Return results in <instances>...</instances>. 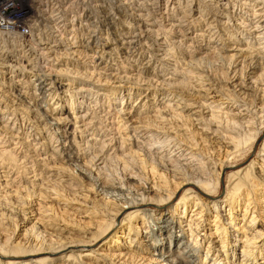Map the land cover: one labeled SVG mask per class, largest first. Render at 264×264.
<instances>
[{
  "label": "rangeland",
  "instance_id": "1",
  "mask_svg": "<svg viewBox=\"0 0 264 264\" xmlns=\"http://www.w3.org/2000/svg\"><path fill=\"white\" fill-rule=\"evenodd\" d=\"M14 1L13 6H15L19 15L12 14L9 19L11 21L18 19L19 21L20 18H25L32 29H30V26L18 28L19 30L12 26H0V60L2 59L0 61V154L2 151L5 154L6 151L12 150L20 159L19 165H28L27 169H29L30 174L25 176L22 170L18 173L16 168H11L7 163L6 168L0 169V209L6 207L13 210V213H9L10 216L5 217L4 220L2 219V223L5 224L8 230L0 232V250L2 252L6 251L5 253L8 254L13 251L10 249L17 242L22 241L24 243L25 239L33 238V236L40 233L42 234L39 239L44 242L43 248L52 251L53 249H50L52 245L53 248H57L67 242L76 244L77 242H83L84 231H94V229H98L96 227L100 223L105 227L109 226L110 220L115 218V212L110 213L112 215L107 212V210L110 211V206L112 209L120 208L114 202L106 199L107 196L97 192L92 185L88 184L85 187L86 183H83L78 176L79 166H75L77 171L74 169L72 172L63 168L60 162L58 164V161L50 160L51 155L54 154L53 151L45 150L46 146L42 145L44 143L47 145L51 141L52 145L55 143L54 148L59 145V143H56L55 130L44 133L45 130L42 128L47 125V122L43 120L41 115L33 112L34 110L30 107V113L27 116V108H24L20 102L16 103L13 97L15 91H12V87L16 89V94H18V90L27 96L32 94L25 81L34 84L35 79L39 76L49 79V82L55 80L54 86L58 89L57 96L55 98L49 97L48 101L43 103L42 106L45 107L44 110L59 108H57V111L60 112L62 120L67 119V121L65 124L53 126L52 128L58 127L60 128L59 133H66L67 141L72 143V148L74 146L73 142H76L75 145L78 144L76 147L83 149L81 152L83 157L79 164L82 168L93 169V174L100 175V183H104L106 187L111 184L131 189L129 191L131 195L126 194L128 200L144 196V191H137L139 185L147 184L145 186L153 187L156 190L150 196L153 203L147 200L145 206L140 208L146 215L144 218L146 226L140 223V227L138 226L140 229L136 231L133 230V226L130 227L129 223L131 221L128 218V214L134 210H127L128 206L126 205L124 206L126 210L119 212L113 230L97 244L74 249L65 254L53 253L51 256L45 254L48 252H44L37 257L35 256V258L30 256H17V258L16 256H13V258H11L12 256H6L3 259L0 257V264H35L34 262L40 257L50 258L41 264H63L65 261L64 256L66 254L67 256L71 255L72 252L75 256H80V261L76 264H157L158 258L156 255L150 254L149 250L147 251L145 248L147 242H144V238L148 236V232L154 227L153 219L156 218L154 222H158L161 214H170L171 216V213L168 212L176 209L179 205L176 216L180 217L179 222H182L181 226L188 239L191 234L188 223L193 219L199 226L203 224V228L207 227V235H214L210 238V241L212 242L211 245L217 248L222 228L213 234L214 228L215 226L220 228L223 225V228L225 226L230 232L229 249L227 250L229 260L230 262L236 260V263L230 264H241L243 260L241 257L242 243L240 241L233 243V241L235 238L240 240L243 237H236L239 230L234 231L230 221H227L230 216L227 218L229 208L225 212V205L222 210L218 209L219 212L221 211L222 219L216 224L214 220L218 214L215 213V205L217 203L219 207H222L223 200L226 199L225 197L231 190L233 181L229 182L228 179L231 174L246 169L252 160L260 161L263 165L264 156L260 152L264 135L256 146L254 145L253 149H249V155L245 159L227 162L226 169L221 173L222 182L220 187L214 192V195L217 196L214 198L215 200L198 193L207 207L206 210H204L205 208L202 210L200 216H197L199 211L194 212L198 208V206H194L195 209H193L194 203L188 207L187 211H184V209L180 211L182 199L184 195L189 193L187 190L190 189V186L184 183L172 196L163 189L159 190L155 185L158 183L157 180L147 173L151 169L147 170L146 173L143 171L142 160L146 158V160L158 164L162 159L165 162L168 161L171 169L175 168L181 173L190 174L191 176L193 170V177H196L193 182L199 183L202 178L203 181L200 182L210 181L211 183L212 181L214 183L212 174L207 173L206 168H198L201 162L206 163L209 160L204 155L200 156L202 153H198L201 142H203V145L200 151H202V147L208 150L213 148L216 149L214 156L218 155L219 152L223 155L225 151L222 148L219 149L218 145L225 146L226 143H232L233 138H239L238 134L231 131H244L245 127H248L247 122L250 117L247 116V111H244L245 108H236L237 105L228 111L227 105L229 102L227 100L215 97L217 95H214L205 87H200L201 85L195 81L191 84V87L194 86L193 91L190 86L183 84L187 70L183 64H187L195 56L202 57L204 55L202 53H206L205 55L210 57L223 51L228 56L241 54L250 58L264 59V39H248L249 36L258 37V35L256 36L249 31L253 26L254 30L257 29V25L254 23L256 20L253 21L255 17L253 15L255 13L264 14V10L257 11L259 8L264 9V4L257 2V0H88V3L87 0ZM102 6L108 8L112 14L111 9H117L121 12V20L118 18L119 16L114 15L115 20L122 23L117 25L118 27L115 28L114 33L103 26L105 18L99 12ZM86 10L92 12L93 19L90 24L86 23L83 18ZM123 15H126V19ZM22 22L24 23V20ZM91 33L94 37L98 36L99 41L85 47L86 42L84 43V40L86 41ZM131 37H135V41L139 43L133 44L132 49L128 50V55L125 50L129 46L127 43L130 42ZM148 37L152 40L155 39L159 44L151 47L152 43ZM260 37H264V31L260 34ZM23 40L26 41L27 45L26 43H20ZM47 44L49 46L46 49ZM207 45H210L208 46L210 50L202 49V46ZM83 48L95 49L97 53L92 51L87 56ZM103 48L107 50L109 55L112 52V58L105 57L106 59L99 60ZM40 49L42 51L37 53ZM136 49L138 52L135 51ZM150 51L154 54L157 53L159 62L156 61V63L153 58H150ZM1 54H6V56L2 58ZM237 57L239 58L238 61L242 58L239 55ZM11 66L16 67V73H13ZM239 68H242V66L240 65ZM188 77L192 78L190 74ZM171 79H173L172 85L176 88V91L171 89L173 86L167 85ZM163 80L165 83H162ZM247 81L252 83L255 88L263 89L264 72L258 71L256 74H251ZM147 85H154L156 88L153 87L148 92L144 91L147 89ZM132 87L136 90H133L132 95H130L129 90ZM152 90L155 92L153 93ZM156 91L158 92L156 93ZM96 92H99V95ZM58 97L64 101L62 107L56 104ZM146 97L148 99L145 101ZM122 99H124L123 104ZM77 100L81 103L79 105L81 108H77V105L71 108L70 103L72 101L77 102ZM127 100L128 106H126ZM145 103L147 107L142 108ZM204 103L205 106L202 105ZM15 109L17 110L16 115L12 113ZM157 112L160 114L158 115ZM226 112L229 113L228 117L231 115L232 119L236 118V122L242 124H238L235 128L227 126L225 122L228 119ZM239 112H242L241 117H233ZM136 114H139L143 119L157 118V120H161L163 116L166 117L162 120H164L167 130H169L167 133L173 136L171 140H176L173 145L168 149V144H166L161 149L168 134H159V132L152 131L147 134L145 132L140 133L138 138V141L147 143V146H152L150 148L151 153L144 148H147L144 144L138 145L137 149L141 148L145 152L136 148L130 149L129 144H133L130 139L134 135L131 129L136 124L135 119L133 120L134 125L130 120ZM211 115L215 117L213 118ZM172 117L176 118L171 120ZM187 118H191L194 122L192 128L188 127ZM20 120L21 122L17 125ZM70 120L71 122H69ZM175 120L176 126L179 125L180 127H173V125L175 126ZM15 122L16 125H14ZM250 123L254 122L250 121ZM143 124L138 122V126H136L141 127ZM49 127L50 125L47 126V128ZM193 128L199 131V135L198 132L196 135L193 134ZM37 129L41 131V134L34 140L35 137L33 136H35ZM75 129L78 132H75ZM93 133L94 135H92ZM159 138L161 139L160 143L154 145L155 141L153 142V140ZM168 139L170 140V138ZM180 139L184 142L181 145L182 150L175 152L176 148H173V146ZM188 142L191 143L188 144ZM198 142H200L199 145ZM214 146H217V148ZM191 148L194 150L192 151ZM57 150L59 153L61 146L57 147ZM137 151L140 153L143 151L141 155L146 153L147 156L138 159L136 156ZM182 153H185L184 156H181ZM175 155L177 156L175 157ZM95 157L97 158L91 162ZM100 158L101 160H99ZM175 159L178 162L174 163ZM62 163H65V161L63 160ZM93 164L95 165L94 168L91 167ZM260 166V164L256 165V173H259ZM126 167L127 169H125ZM156 174L158 175V173ZM184 174H178L175 176L176 178L172 177L169 180L170 182L184 180L186 179L183 176ZM207 177L211 178L208 180ZM260 178L263 180L264 174H257V181L261 182ZM57 190L61 191L65 198L69 200L67 203L63 201L60 203L55 202L56 212L58 210L60 212L58 213L64 217L62 223H60V218L54 217L53 212L44 213L45 208L43 207L46 203H48V206L51 204V200L44 197V194L50 193V191L57 192ZM198 194L195 193L193 196L196 197ZM29 195L33 196V199ZM168 195L170 200L167 198ZM85 196H88V198H85ZM144 197L147 199V195ZM17 198L18 201H16ZM93 200L94 204L99 206L98 209H100L103 216L99 217L97 215L95 218L92 215L89 208L93 207V204H91ZM262 212V219L257 218L256 221L251 223V227L255 229V232L259 230L264 232V227L261 226V223L264 222L263 208L260 210V213ZM237 214L241 219L243 211H238ZM258 214L256 213L255 217ZM207 215L211 216L208 222L206 220ZM252 215L251 212L248 213L245 221H240L238 226L246 229L253 218ZM92 218L93 222L87 224ZM76 219H81V222L78 223ZM52 222L60 224L61 229L56 232L52 230L53 227L50 226ZM42 224H44L46 230H44ZM128 228L133 232L130 236L126 232ZM245 232H247V229ZM120 234L126 236V238H119ZM202 235H204V232ZM231 237L233 238L231 239ZM115 239L119 240L120 243H117ZM132 240H135L133 244H131ZM145 240L147 239L145 238ZM263 240L264 235L257 241L256 246L261 247ZM202 243L204 248L207 249L205 243ZM233 245H236L235 259L231 257L233 250H235ZM118 253H121V255L119 256ZM205 253L201 252L203 264H209V260L205 259ZM220 255H218V258ZM148 259L152 262H149ZM229 260L224 261V257L219 258L220 264H225ZM258 264H264V259L260 260Z\"/></svg>",
  "mask_w": 264,
  "mask_h": 264
},
{
  "label": "bare ground",
  "instance_id": "2",
  "mask_svg": "<svg viewBox=\"0 0 264 264\" xmlns=\"http://www.w3.org/2000/svg\"><path fill=\"white\" fill-rule=\"evenodd\" d=\"M14 2H15L14 0H0V26L1 25L2 26H4V25L5 26H12L17 30H19L20 28H23L25 26L29 27L30 24H28V21L25 18H20L21 20H19V21H18V19L14 20V21H11L9 19V16H11L12 14L13 15L18 14L17 9L15 8V6H13ZM86 2L88 3L89 1L87 0ZM257 2H261L264 4V0H257ZM60 5L61 4L59 3V6ZM86 6H88V5H86ZM99 7H101V6H99ZM111 10L113 11V14L111 13V11L108 8H104V6H102L101 11H99V12H101V14H103L104 18H105L104 19L105 22L103 23V26H106L108 31H111L114 33L116 31L115 28L118 27L117 25L122 24L120 21L115 20L114 15H117V17L119 16L118 18H120L122 16L120 14L121 13L120 10H117V9H115V10L111 9ZM260 10L262 11L264 9L259 8L257 11H260ZM121 11H122V9H121ZM122 12H124V11H122ZM123 16H125L124 19H126V15H123ZM253 16H255L253 21L256 20V22H254V23L257 25V29L254 30V26H253L249 32H253L256 36L258 35V37L254 38L252 36H249L248 39H250V38H252V39H256V38L264 39V37H260V34L263 33V31H264V20H263L264 14L263 13L262 14L255 13ZM83 18L86 21V23L90 24L91 20L93 19L92 12L86 10V13H85ZM96 18H97V16H96ZM23 20H24V23L22 22ZM64 20H65V18H64ZM120 20H121V18H120ZM98 21H96V22H98ZM119 22H120V24H119ZM34 26H35V23H34ZM81 26H82V24H81ZM30 29H32L31 26H30ZM117 32H118V30H117ZM97 37L96 36L94 37L92 33L90 35H88L87 40L86 41L84 40V43L86 42L85 47H88V44H91V43L94 44V42H96V41L98 42L99 40ZM24 39H25V37H24ZM148 39H150V41L152 43L151 47L159 44L158 42L155 41V39L152 40L150 37H148ZM136 42H138V41H135V37H133L130 40V42L128 41L127 44L129 46L125 50L126 54H128V50H131L133 47V44H135ZM20 43L21 44L26 43V41L23 40V42L21 41ZM114 44L116 45L117 43L115 42ZM26 45H27V43H26ZM48 46H49V44H47L46 49L48 48ZM208 46H210V45L202 46V49H205V48L208 49ZM83 50H84V52L87 53V56L92 51L97 53V50L95 51V49L91 50V49L83 48ZM208 50H210V49H208ZM40 51H42V49L38 50L37 53H39ZM135 51L138 52L137 49ZM197 52H201V51H197ZM100 53H101V55L99 56V60H101V59L104 60L105 57L106 58H112V52L109 55L107 50L104 48L101 50ZM117 54L119 55L120 52ZM149 54L151 55L150 58H153L154 62H156V61L159 62V60H157V55H156L157 53L154 54L152 51H150ZM202 54H204L202 57L195 56V58H191L190 61L187 62V64L186 63L183 64V66L187 69L185 75L183 74L185 76L183 84L190 86V88H192V91H193L194 86L191 87V84H193L195 81L197 84L201 85L200 87H205L208 91H211V93H214V95H217L215 97H220L221 99L227 100V102H229L227 105V109L229 108L228 111H230V109L232 107H234L235 105H237L236 108H241V107L245 108L244 111H247V116L250 117L249 118L250 120L247 122L248 127H245L244 131H242V132L241 131H238V132L237 131H231V132L239 135V138H233L232 139V143H226L225 146H222V145L219 146L218 145L219 149L222 148L223 151H225V153L223 155H222V153L220 154V152H219L218 155L214 156L216 149H213V148L211 150H208V149H204V147H202V151H200L201 146L203 145V142H201V144H200V142L197 143L198 145L200 144L199 149H198V151H199L198 153H202V154H200V156L204 155L205 157H207L206 159H209L206 163L201 162L200 163L201 165H199L198 168L199 167L200 168L203 167L204 169L206 168L207 173L209 172V174H212L214 183H212V181H211V183H210V181L200 182L202 180L201 177H200L201 180L199 181V183L193 182V181H195V178H196V177H193V173H194L193 170L191 171V173H192L191 176H190V174L181 173L179 170H177L175 168L171 169L170 165H168L169 164L168 161L165 162L164 160L161 159L160 162L158 164H156V162L153 163V162H150V160H146V158L143 160L141 158L142 164H143L142 165L143 171H145V173H146L147 170L151 169V171H148L147 173L151 174V176L157 180L158 183L155 185L158 187L159 190L163 189L164 191H167V193L169 195L172 196L176 193L175 191L180 186H182L184 183L187 186H190V189L187 190V191H189V193L184 195V197L182 199L183 202L181 203L180 211L182 209H184V211H187L188 207L194 203L193 207L198 206V208L196 210H194V212L199 211L197 216H200L202 214V212H203L202 210L204 208H205L204 210L207 209V207L204 205V203L202 201L203 199L201 197H199L198 193H200L203 196L211 197V199L216 198L217 196L214 195V192L217 191L216 189L220 187V183L222 182L221 173H222V171H224V169H226L227 162H229L231 160H233V161L239 160L240 161L242 159H245L249 155V149H253L254 145L256 146V144L258 143L260 138H262V136L264 135V88L263 89H259L257 87L255 88V86L252 83H248V81H247V78L251 74H254V73L256 74V72H258V71L264 72V59L263 58L258 59V57H251L250 58L249 56L241 55V54H235V55L228 56L226 53H224V51L221 53L219 52L216 55L210 56V57H209V55L208 56L205 55L206 53H202ZM197 55H198V53H197ZM238 55H239V57H242L240 59V61H238V59H239L237 57ZM5 56H6V54L2 55V58ZM37 56H38V54H37ZM240 65L242 66V68H239ZM15 68H16L15 66L12 67L13 73H16ZM189 74L192 76V78L188 77ZM184 76H182V77L184 78ZM172 80L173 79H171L169 81V83L167 84L168 86H173ZM35 81L36 82L34 84H32L28 81H25V84L27 85V87L29 89H31V91H32V94L30 96H27L26 94H22L19 90L17 91L18 94H16V89H14V87H12V91H15V94L13 95V97L16 100L15 101L16 103L20 102V104L23 105L24 108H27V110H26V112H28V113H26L27 116H29L31 108L34 110L33 112L41 115L43 120H45V122H47V125L42 128L43 130H45L44 133H47L50 130H53V131L55 130L54 134L57 135L55 138L57 140L56 143H59V145L56 146V148H54L55 143L52 145V141L48 142L47 145H45L46 143H44L42 145V146H46L45 150L53 151L54 154L51 155L52 159L50 158V160L51 161H58V164L60 162L62 164L63 168H65L69 171H72V172L76 168L75 166H79L78 167V176L83 181V183H86L85 187H87L88 184L92 185V187L96 188L97 192L103 194L104 196H107L106 199L110 200L111 202H114L115 204H117L116 206H118L120 208L119 209L118 208L112 209V207L110 206V211L107 210V212L109 215H112L110 213L115 212V214H114L115 218H113L111 220L109 219L111 221V223L107 227H105L103 224L100 223L99 226L97 224L96 228H98V229H94V231H90V230L85 229L86 231L83 232V234H84L83 242H77V244L73 243V242H67V243H65V245L63 244L61 246H58L57 248H53V245H52L50 247V249L51 248L53 249V251H52V250H49L47 248H43L44 242L42 241V239H39L40 235L42 234V233H40L37 236L36 235L33 236V238L25 239L24 243H22V241L17 242V244H15L12 249H10L11 251L12 250L13 251L8 253L9 255L7 253H5L6 251L2 252V250H0V257L3 259L6 256L7 257L12 256L11 258H13V256H16V258H17V256L18 257L19 256H22V257H27V256L29 257L30 256L31 258H35V256L37 257L40 254H43L44 252H48L45 254H48L51 256L53 253H59L60 252L62 254L63 253L65 254L66 252L73 251L74 249L84 248V247H87V246H89L91 244H95V243L97 244L101 239L105 238L113 230V228L115 226V222L117 220L116 218H117L119 212L126 210V208L124 207L126 205L128 206L127 210L128 209L134 210L128 214L129 221H131L129 223L130 227L133 226V230L135 229L134 231L140 229V228H138V226L140 227V223H142V225L145 224L144 218L146 216L145 213L143 212V210H140V208L145 206L144 204L147 200L151 201L150 196H152V194L154 193V191L156 189L153 187H150V186L149 187L145 186L147 184H145L143 186L139 185L137 188V191H144V196L147 195V199L144 196H139L140 198H137L134 200L133 199L128 200L129 198H128V196L126 197V194L128 193L129 195H131L129 192L131 189L121 187V186H115V185H111V184L109 186L107 185V187H106L104 183H100V177L101 176L96 174V173H94V174L92 173L93 169L90 168L91 170H88L86 168H82V166L79 164V161L83 157L81 155V152L83 149H81V147H76L78 145V144L75 145L76 142L75 143L73 142L74 146L72 148V143H68V141H67L66 133H64V132L59 133L60 128H58V127L52 128L53 126L65 124L67 119L62 120V118L60 116V112L57 111L59 109L58 107H56L55 109L49 108L48 110L47 109L44 110L45 107L42 106L43 103L48 101L49 97L55 98L57 96V90L58 89H56V87L54 86L55 80H52L49 82V79L44 78V76L43 77L39 76L35 79ZM162 83H165V81L163 80ZM147 86H148L147 89L144 90L147 92L151 88L153 89V87L156 88L154 85H152V86L147 85ZM138 89L140 90V88H138ZM157 89H158V91L160 90L159 87ZM171 89L176 91V88L174 86L171 87ZM133 90H134L133 87L129 90L130 95H132ZM158 91H156V93ZM152 92L154 93L155 91L152 90ZM96 94L99 95V92H96ZM146 99H148V97L145 98V101H146ZM56 101H57L56 102L57 106L62 107V105L64 103V101H62V98L58 97ZM121 101L123 104L124 99H122ZM60 103H61V105H60ZM80 104L81 103L78 102V100H77V102L72 101V103H70V106H71V108H73L74 106L77 105V108L78 107L81 108V106H79ZM221 104H224V103H221ZM28 105H29V107H28ZM128 105H129V103L127 100L126 106H128ZM202 105L205 106V103ZM133 107H134V105H133ZM145 107H147L146 103L142 105V108H145ZM55 111L58 113H56ZM16 112H17V110L15 109L12 113L16 115L17 114ZM241 113L242 112H239L238 114L233 115V117H241L242 116ZM157 114H158V112H157ZM225 114L228 117L229 113L226 112ZM211 116L213 118L215 117L213 115H211ZM176 117H172L171 120H174ZM163 118H166V117L163 116L162 119ZM15 119H14V121H15ZM134 119L136 120L135 121L136 124L133 122ZM162 119L161 120H157V118L143 119V118H141V116L139 114H136L135 116H133V118L130 121H132L133 125L134 124L135 125H134V127L132 126L133 129H131V130H133L134 135L132 136L131 139L129 138L131 141H133V144L132 143L129 144V146H131L130 149H133V148L137 149V147H139L138 145H140V144L146 145L147 143H142V142L138 141L139 134L140 133L142 134L143 132H145V134H147V133L152 132V131L157 132V133L159 132V134L160 133L165 134V135L168 134L167 139L165 141H163V142H165V144L163 143V147H161V149H163L164 146H166V144H168L167 146L169 149V147L172 146L176 140L175 139L171 140L173 136H170L169 133H167V131H169V130H167V126L165 125V122ZM235 119L236 118L232 119L231 115H229L227 121H225L226 125L227 126H233L235 128L236 126H238V124H240V125L242 124V123L236 122ZM213 121H211V122H213ZM250 121H253L254 123H250ZM20 122H21V120L19 122H17V125ZM61 122H63V123H61ZM69 122H71V120ZM138 122L144 123L143 126L137 127ZM186 122L189 123V125H188L189 128H192L194 126V122H192L191 118H187ZM36 124L38 125V122ZM204 124H206V123H204ZM14 125H16V122L14 123ZM48 125H50L49 128H47ZM178 126H176V120H175V126L173 125V127L178 128ZM141 129H143V130H141ZM76 130L77 129H75V132H78ZM175 130H177V129H175ZM36 131L37 132L35 133V136H33V137H35L34 140H36V137H38L41 134L40 130L38 131V129H37ZM192 132L195 135L198 132V135H199V131L195 130L194 128L192 129ZM92 135H94V133ZM168 138H170V140ZM91 140H94V139H91ZM160 140H161L160 138L153 140V142L155 141V143H153V144L158 145L160 143ZM183 143H184L183 140L180 139L179 142L173 146V148L174 147L176 148V150H174V151L175 152H177L179 150L181 151L182 150L181 145ZM190 143L191 142H188V144H190ZM124 144H125V142H124ZM161 144H162V142H161ZM60 146H61V150L58 153L57 147H60ZM126 147H128V146H126ZM151 147L152 146L149 145V146H147V148L146 147H144V148L147 149V151L149 150V152L151 153V151H150ZM214 147L217 148V146H214ZM41 149H42V147H41ZM137 150H143V149L138 148ZM193 150L194 149H192V151ZM143 151L145 152V150H143ZM143 151H141V153L139 151L136 152V156L138 159H140V157H142V156H145V157L147 156L146 153H144V155H141ZM3 152L4 151H2V153ZM2 153L0 154V169H3L4 167L6 168V163H7L8 165L11 166V168H16L18 173H20V171L22 170V171H24L25 176L27 174H30L29 169H27L28 165H25V164L23 166L19 165L20 159H18L17 155L12 150L6 151L5 154L4 153L2 154ZM260 153H262L264 156V138H263L262 149H261ZM184 154L182 153L181 156H184ZM4 155H6V156L3 158ZM192 155H195V154H192ZM169 156H168V158H169ZM176 156L177 155H175V157ZM208 156H209V158H208ZM96 158L97 157L92 159L91 162H93ZM63 160L65 161V163H62ZM99 160H101V158ZM158 161H159V158H158ZM173 162L174 163L178 162V160L175 159ZM262 162H263V165H262V163H260V161L258 162L256 160H252V162L247 166L246 169L241 170V172H235V174H231V176L228 178L229 182L233 181V183L231 184V186H232L231 190L228 192L227 196L225 197L226 199L223 200L222 207H219L217 203L215 205L216 206V209H215L216 212L215 213L218 214L215 216V220H214L216 222V224H218L222 219V214L220 213L221 211L219 212V210H222L223 206L225 205V212L227 211V208H229L227 218H228V216H230V217L227 219V221H230V225H232L234 227L233 228L234 231L239 230V232H237L238 236H236V237H241V236L243 237V238H240V240H239V238H238V240H236L237 238H235L233 241V243H237V241H240V243H242V245H241L242 256L241 257L243 260H242L241 264H258L260 260L264 259V242H263L261 247L256 246L257 241L259 239H261V237H263L264 232H261L260 230L255 232V229H252V227H251V223L253 221H256L257 218L262 219V217H263V212L260 213V210H262V208L264 209V179L261 180L262 178H260L261 182L257 181L258 180L257 174H260V173L264 174V160H262ZM258 164L261 165L260 166L261 168L259 169L260 170L259 173H256V171H255L256 165H258ZM91 167L94 168L95 165L93 164ZM125 169H127V167ZM154 172H155V174H153ZM156 173H158V175H160V176H158ZM178 174H184L183 176H185L186 179L179 180V181L175 180L173 182H170L169 178H172V177L176 178L175 176ZM152 177H150V178L152 179ZM207 178L209 180V178H211V177H207ZM159 182H161V183H159ZM90 185H89V187H90ZM85 190H86V188H85ZM195 193H197L198 196L194 197L193 195H195ZM82 194H84V193H82ZM169 195L167 196V198L169 197ZM29 197L31 199H33V196L29 195ZM44 197L51 200V204L49 206H48V203H46L43 206L45 208L44 213L45 212H53L54 217L60 218V221H61L60 223H62V221H64V217H62L59 214L60 212L58 210L56 212L57 206H56L55 202L60 203L63 201L64 203H67V202H69V200H67L65 198L64 194H62L61 191H58V190H57V192L50 191V193L44 194ZM85 198H88V196H85ZM168 200H170V199L168 198ZM192 200H193V202H192ZM16 201H18V198L16 199ZM167 202H169V201H167ZM151 203H153V202L151 201ZM91 204H93V207L89 208V209L91 210L92 215H94L95 218L97 217V215H99V217L103 216V214L101 215L100 209H98L99 206L97 204H94V200L91 201ZM39 206H40V204H39ZM179 207H180V205H179ZM179 207H176V209H173L170 212H168V213H171V216H170V214L169 215L168 214L167 215L161 214L160 218H158V222H156V221L154 222V220L156 218L153 219L154 227L151 228V230L148 232V236L145 237L147 240H145V238H144V242H147L145 245V248L147 249V251L149 250L150 254H154L157 256V258H158L157 264H203L201 252H206L205 253V259L209 260V264H218L220 257H224V261L229 260L230 257L228 255L227 250L229 249V242H230L229 234H230V232L228 231V228H226L225 226L223 228V225H221L222 227L220 226V228L215 226L213 234H215L216 232L219 231V229L222 228V230L220 232V236H219L220 238H219V241L217 242V248H216L213 245H211L212 242L210 241V238H212V236H214V235H212V234L207 235L206 234V228L207 227L203 228V226H204L203 224L201 226H199L198 223H196L193 219H191L188 223V225L190 227V233H191L190 238L188 239V237L184 233V230L181 226L182 222H179L180 217L178 218L177 217L178 215L176 216ZM258 207H260V209H258ZM243 208H244V210H243ZM193 209H195V207ZM238 211H243V215H242L241 219H239V217L237 216V215H239V214H237ZM250 212H251V214H253L252 215L253 218L249 222L248 227L246 228L247 232H245L246 229H244V227H240L238 225L240 224V221L241 222L245 221L248 213H250ZM9 213H13V210L7 209L6 207L1 208L0 209V217H1L0 219L4 220L5 217L10 216ZM256 213H259L257 217H255ZM192 218H193V216H192ZM210 219H211V216L207 215V219H206L207 222ZM1 220H0V222H1L0 232L7 231L8 228L5 227V224L2 223L3 220L2 221ZM76 220L78 223L81 222V219H76ZM138 221H140V222H138ZM92 222H93V218L90 221H88L87 224H91ZM137 222H138V224H137ZM42 225L44 227V224H42ZM50 226L53 227L52 230H54L55 232L59 231L61 229L60 224H55L54 222H52L50 224ZM145 226H146V224H145ZM261 226L264 227V222L261 223ZM148 227L150 228V226H148ZM44 228H45L44 230H46V227H44ZM200 229H202V230H200ZM126 232L128 233L129 236L133 233L132 231L129 230V228ZM203 232H204V235H202ZM119 238H126V236L120 234ZM232 238L233 237H231V239ZM115 241L117 243H120L119 240H117V239H115ZM133 242H135V240H132L131 244H133ZM136 242H139V241H136ZM202 242L205 243V246H207V249H205L206 247L204 248ZM234 248H235V250H233L232 256H231L233 259H235V257H236V253H235L236 252V245H233V249ZM142 250H144V249H142ZM2 253H4V254H2ZM216 254H217V256H216ZM219 254H221V255L218 258ZM118 255L120 256L121 253H118ZM210 255H212V256H210ZM207 257L210 259H208ZM48 259H50V258L49 257H47V258H41L40 257L34 263L35 264H41L43 262L48 261ZM64 259H65V261L63 262V264H76L80 261V256H75L74 252H72L71 255L67 256V254H66L64 256ZM148 260H149V262H152V260H150V259H148ZM235 261L236 260H234L233 262H230V260H229V262H226L225 264L234 263ZM219 264H220V262H219Z\"/></svg>",
  "mask_w": 264,
  "mask_h": 264
}]
</instances>
